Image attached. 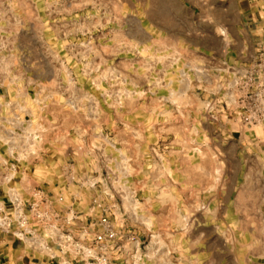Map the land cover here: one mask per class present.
Listing matches in <instances>:
<instances>
[{
	"label": "rangeland",
	"instance_id": "374dc122",
	"mask_svg": "<svg viewBox=\"0 0 264 264\" xmlns=\"http://www.w3.org/2000/svg\"><path fill=\"white\" fill-rule=\"evenodd\" d=\"M212 8L0 0L1 125L37 136L13 186L97 200L116 264H264V56Z\"/></svg>",
	"mask_w": 264,
	"mask_h": 264
},
{
	"label": "built area",
	"instance_id": "2783aa9c",
	"mask_svg": "<svg viewBox=\"0 0 264 264\" xmlns=\"http://www.w3.org/2000/svg\"><path fill=\"white\" fill-rule=\"evenodd\" d=\"M2 122L4 119L0 120V233L45 254L48 264H116L114 258L128 244L123 245L122 234L97 200L90 209L95 213L92 218L81 215L74 203L65 205L66 195L46 198L34 189L25 193L13 186L19 174L16 165L35 154L30 149L37 136L7 129ZM41 205L49 209L41 210Z\"/></svg>",
	"mask_w": 264,
	"mask_h": 264
},
{
	"label": "crops",
	"instance_id": "0c3cea01",
	"mask_svg": "<svg viewBox=\"0 0 264 264\" xmlns=\"http://www.w3.org/2000/svg\"><path fill=\"white\" fill-rule=\"evenodd\" d=\"M211 1L213 2V13L223 16L219 22L223 28L237 30L239 40H241V60L245 58L244 48L250 47L253 57L258 52L257 48L264 50V0ZM261 49L260 55L264 56ZM262 127L264 130V125ZM260 131L262 137L258 138L257 142L263 144L264 131ZM21 257L22 252L17 243L0 234V264H23Z\"/></svg>",
	"mask_w": 264,
	"mask_h": 264
}]
</instances>
